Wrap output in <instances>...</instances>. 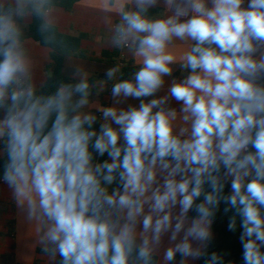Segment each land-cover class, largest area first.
<instances>
[{"label": "clouds", "instance_id": "clouds-1", "mask_svg": "<svg viewBox=\"0 0 264 264\" xmlns=\"http://www.w3.org/2000/svg\"><path fill=\"white\" fill-rule=\"evenodd\" d=\"M103 7L119 18L110 45L137 68L94 112L86 75L51 92L32 81L20 22L47 32L54 0H0V181L43 250L59 264H224L208 252L223 201L243 264H264V0Z\"/></svg>", "mask_w": 264, "mask_h": 264}, {"label": "crops", "instance_id": "crops-1", "mask_svg": "<svg viewBox=\"0 0 264 264\" xmlns=\"http://www.w3.org/2000/svg\"><path fill=\"white\" fill-rule=\"evenodd\" d=\"M103 4L104 0H82L70 11L59 8L53 10V26L57 27L61 33L71 36L87 35L81 50L67 59L63 72L75 81L82 74L87 76L88 81L97 80L96 85L92 87L93 91L90 96V106L94 112L97 106L106 107L115 103L114 98L108 94L106 89L109 81L101 77H107L108 69L115 67L118 57L124 56L135 71L137 68L126 49H116L110 45L111 25L118 22L119 18L114 10L106 11ZM152 9L163 11L162 5ZM105 20L110 21V24H106ZM31 22L32 17L23 21V24H20L21 29L30 25ZM24 44L32 62V81L37 88H43L50 76L47 67L50 64L51 50L32 40H25ZM181 51L182 49H177V56ZM173 78H182L178 66H174L172 77L165 78L166 87ZM160 94L163 95L164 92L162 91ZM129 103L137 104L138 101L129 98V100L123 101L121 106L126 107ZM173 106L179 108L176 102H173ZM98 114L99 112H96L97 116ZM15 208L17 209V229L14 218ZM11 226L13 232L10 231ZM38 228H40L38 222L27 219L24 206L16 202L8 186L0 184V264H58L59 256L53 257L43 250L45 245L39 242L41 232L38 231ZM16 243L17 247H15ZM164 243L167 246V237H165ZM38 249L42 253H37ZM34 253H37L39 258H35ZM159 259L162 260V255ZM180 259V255L177 254L175 264H178ZM200 260L191 261L190 264H200Z\"/></svg>", "mask_w": 264, "mask_h": 264}, {"label": "trees", "instance_id": "trees-1", "mask_svg": "<svg viewBox=\"0 0 264 264\" xmlns=\"http://www.w3.org/2000/svg\"><path fill=\"white\" fill-rule=\"evenodd\" d=\"M82 0H54L55 8L63 9L66 11L72 10L76 4ZM161 9H150L149 13L155 15L161 12ZM22 20L20 24H23ZM41 21L38 18L32 17V22L25 28H22L23 32V41L32 40L35 43L47 47L51 50L50 55V64L47 67V72L50 73L49 78L47 79L43 90L45 92L54 91L60 82H74L75 80L67 77L63 70L67 59L74 56L78 53L81 48L84 40L87 39V35L81 34L79 36H71L63 34L59 29L53 26L47 32H41L40 30ZM115 67H118L117 61H115ZM135 69L131 66L130 63H126V66L120 69L113 79L108 77H101L105 80H108L109 83L106 86L107 92L108 87H112L113 83L120 79H129L131 74ZM97 83L96 79L89 80L90 90L93 91V86ZM109 94V93H108ZM94 127H99L98 123ZM106 157H97L98 160L102 161ZM2 161H0V175H2ZM230 191V185L225 187V194H228ZM228 205L223 201L219 205V210L217 211L214 222L212 224V230L215 235L211 244L209 245L208 252H217L221 254L224 259V264H243V248L240 241V234L242 229L240 228V220L237 218V228L235 232H232L228 228L229 219L234 214V209H230L225 212V208ZM194 215V213H190ZM10 231L13 232V227L11 226ZM37 253H42L40 249L37 250ZM59 264V263H58ZM200 264H204V260H200Z\"/></svg>", "mask_w": 264, "mask_h": 264}, {"label": "built area", "instance_id": "built-area-1", "mask_svg": "<svg viewBox=\"0 0 264 264\" xmlns=\"http://www.w3.org/2000/svg\"><path fill=\"white\" fill-rule=\"evenodd\" d=\"M126 63H127V61H126V58L124 56L118 57V59H117V65H118L119 70L122 69L123 67H125L126 66ZM108 91H109L108 92L109 95H111V87H108ZM100 115L101 114L99 113L98 114V117ZM98 125H99V122H98ZM0 184H4L3 181H0Z\"/></svg>", "mask_w": 264, "mask_h": 264}, {"label": "rangeland", "instance_id": "rangeland-1", "mask_svg": "<svg viewBox=\"0 0 264 264\" xmlns=\"http://www.w3.org/2000/svg\"><path fill=\"white\" fill-rule=\"evenodd\" d=\"M14 218H15V227L17 229V209L15 208V211H14ZM15 247H17V243L15 244ZM34 256L35 258H39V255L37 253H34Z\"/></svg>", "mask_w": 264, "mask_h": 264}]
</instances>
